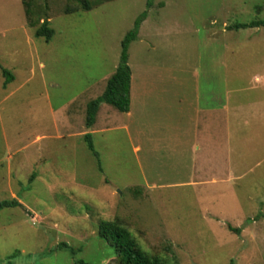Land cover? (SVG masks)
<instances>
[{"label": "rangeland", "instance_id": "rangeland-1", "mask_svg": "<svg viewBox=\"0 0 264 264\" xmlns=\"http://www.w3.org/2000/svg\"><path fill=\"white\" fill-rule=\"evenodd\" d=\"M34 1L31 28L0 0V202L22 206L0 211V264H126L98 237L113 220L146 260L264 264V27L231 29L264 0ZM144 13L129 112L102 104L87 128Z\"/></svg>", "mask_w": 264, "mask_h": 264}, {"label": "trees", "instance_id": "trees-1", "mask_svg": "<svg viewBox=\"0 0 264 264\" xmlns=\"http://www.w3.org/2000/svg\"><path fill=\"white\" fill-rule=\"evenodd\" d=\"M80 4L82 9L90 11L91 6L87 0H73ZM151 1V0H150ZM26 16L29 20V26L34 28L37 26V21H32V16L35 14V1L25 0ZM146 18V14L136 21L134 29H132L123 39L121 43L122 54L120 63L115 73L108 80L106 88L101 96L89 102L86 106V127L91 128L96 120L97 113L102 104H106L114 107L121 113L129 112L130 108V88H131V71L128 66V48L132 42L137 38L139 27L141 22ZM48 22L45 21L39 28L35 30V37L42 38L46 41H50L53 36V30L48 27ZM264 27V21H254L250 24L234 25L232 30L239 29H253ZM0 71L4 77L3 87L6 88L13 80L14 77L9 70L1 67ZM84 141L87 144L88 149L91 151L94 158L97 160L98 169L101 172V165L99 161V154L95 151L91 134H85L83 136ZM22 207L21 204L13 199L10 201L0 202V211L5 208ZM228 229L236 234L240 233V229L232 228L228 226ZM98 237L104 242L110 249H112L114 256L119 258L120 261L126 264H160V260L156 256H152L149 259H145L140 255L139 245L133 235L122 226L118 220L105 221L99 224ZM59 248L66 249L67 246L59 245ZM72 253V251H71ZM74 254V253H72ZM76 264H89L83 261H77Z\"/></svg>", "mask_w": 264, "mask_h": 264}, {"label": "crops", "instance_id": "crops-1", "mask_svg": "<svg viewBox=\"0 0 264 264\" xmlns=\"http://www.w3.org/2000/svg\"><path fill=\"white\" fill-rule=\"evenodd\" d=\"M100 110V109H99ZM199 148L197 146L194 147V150H198ZM214 181V180H213Z\"/></svg>", "mask_w": 264, "mask_h": 264}]
</instances>
